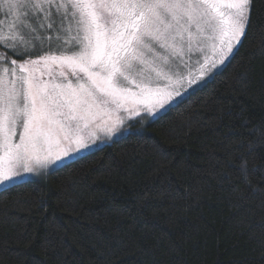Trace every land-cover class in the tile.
Segmentation results:
<instances>
[{
	"label": "trees",
	"instance_id": "16d2710c",
	"mask_svg": "<svg viewBox=\"0 0 264 264\" xmlns=\"http://www.w3.org/2000/svg\"><path fill=\"white\" fill-rule=\"evenodd\" d=\"M256 7L233 64L149 128L166 156L133 137L40 190L0 195V264H99L98 252L105 264H264V0ZM241 154L260 192L230 166Z\"/></svg>",
	"mask_w": 264,
	"mask_h": 264
},
{
	"label": "snow or ice",
	"instance_id": "6c2138e0",
	"mask_svg": "<svg viewBox=\"0 0 264 264\" xmlns=\"http://www.w3.org/2000/svg\"><path fill=\"white\" fill-rule=\"evenodd\" d=\"M256 3L0 0L12 17L7 34L0 21V48L22 61L0 59V195L40 190L101 145L133 137L166 156L149 128L233 64L252 33ZM38 66L50 69L47 80ZM238 159L230 166L260 192L244 155ZM95 259L105 264V253Z\"/></svg>",
	"mask_w": 264,
	"mask_h": 264
},
{
	"label": "rangeland",
	"instance_id": "374dc122",
	"mask_svg": "<svg viewBox=\"0 0 264 264\" xmlns=\"http://www.w3.org/2000/svg\"><path fill=\"white\" fill-rule=\"evenodd\" d=\"M11 19H12L11 15L10 14L4 15V10L2 8H0V21H3V23H4V30H5L6 34H7V24ZM46 35H53V33H47ZM4 56H7L9 59H17L18 63L22 62L18 56H13L10 52H6L5 49L0 48V59H2ZM49 70H50L49 68H45L43 66H38L36 69V71L38 73H40V72L43 73V79H45V80L48 79L47 73ZM193 71H195V69H193Z\"/></svg>",
	"mask_w": 264,
	"mask_h": 264
},
{
	"label": "flooded vegetation",
	"instance_id": "af4514ba",
	"mask_svg": "<svg viewBox=\"0 0 264 264\" xmlns=\"http://www.w3.org/2000/svg\"><path fill=\"white\" fill-rule=\"evenodd\" d=\"M1 190V189H0Z\"/></svg>",
	"mask_w": 264,
	"mask_h": 264
}]
</instances>
